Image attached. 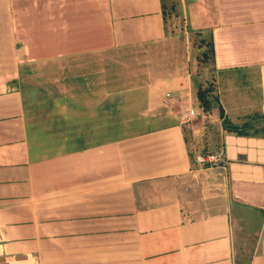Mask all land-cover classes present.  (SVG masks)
I'll list each match as a JSON object with an SVG mask.
<instances>
[{
    "label": "crops",
    "instance_id": "crops-1",
    "mask_svg": "<svg viewBox=\"0 0 264 264\" xmlns=\"http://www.w3.org/2000/svg\"><path fill=\"white\" fill-rule=\"evenodd\" d=\"M0 264H264V0H0Z\"/></svg>",
    "mask_w": 264,
    "mask_h": 264
},
{
    "label": "rangeland",
    "instance_id": "rangeland-1",
    "mask_svg": "<svg viewBox=\"0 0 264 264\" xmlns=\"http://www.w3.org/2000/svg\"><path fill=\"white\" fill-rule=\"evenodd\" d=\"M168 18H169V21H170V23H169L170 31L172 33H174L177 36V38H180V37L184 38V35H185L184 28H183L184 26L180 24L176 10L173 9L171 11V14L168 16ZM195 39H196V37H195ZM193 41H195V40L193 39L192 36H190V48L188 49L189 50V52H188L189 58L194 60L193 57L198 52V55H199L198 57L201 59V55L203 53V50L199 49V51H198V49H196V46H195L196 44L192 43ZM195 51H196V53H195ZM156 55L157 56H160V55L162 56L163 52H160L159 54H156ZM146 60H148V58L144 57L142 53H140L138 55H137V53H132V54H130V56L129 55H122V53L121 54L119 53V55H118V61L120 63V66L128 67L129 71H133L134 67H141L142 64L144 65V62ZM204 65H206V64L205 63H200V67L196 68L195 67V62H194V69L199 70V69H201V67H204ZM139 70H141V69H139ZM136 71H134V73ZM214 87H215L214 83L212 81H210V82L204 83V86L202 88V90H204V89L212 90V92L209 94V99L212 101V103H211L212 107H211V110L209 111V113H216V112L219 111L218 104H217L216 101H214V96H216V93H215L216 89ZM28 94L30 96V94H31L30 89L28 90ZM30 99H31V96H30ZM36 107L39 110L40 114H44L43 116L47 115V112H48L47 108H48V110H49V108H52L51 104L47 103V102L43 103V104H37ZM54 109L55 108H53V110L51 109L50 111L53 112ZM56 110H58V108ZM122 123H125V122H122ZM130 123L134 124V125L130 126V129H132V130H135V128L136 129H140L141 126H143L142 122H140V123L139 122H130ZM248 124H250V123H248ZM121 127L122 126L119 125V128H121ZM137 127H140V128H137ZM127 128H129V127H127ZM47 139L50 140L49 138H47ZM69 144H71L72 147H76L78 144H80V140L72 141Z\"/></svg>",
    "mask_w": 264,
    "mask_h": 264
},
{
    "label": "trees",
    "instance_id": "trees-1",
    "mask_svg": "<svg viewBox=\"0 0 264 264\" xmlns=\"http://www.w3.org/2000/svg\"><path fill=\"white\" fill-rule=\"evenodd\" d=\"M168 8V7H167ZM166 8V9H167ZM165 9V8H164ZM165 9V10H166ZM167 15V13L164 11V15ZM200 43H202L204 46H200L201 48L205 47V50L203 51V59L204 61L210 59L214 55V45L212 41L206 42L205 40H200ZM212 92V90L209 89H200L198 91L197 97L199 100L200 106L204 110H211L212 107V101L209 99V94ZM214 101H217V97H214ZM220 115H223V109L220 107ZM224 127L227 131L235 132L237 134H242V132L245 130V127L232 124L231 122L224 119Z\"/></svg>",
    "mask_w": 264,
    "mask_h": 264
},
{
    "label": "built area",
    "instance_id": "built-area-1",
    "mask_svg": "<svg viewBox=\"0 0 264 264\" xmlns=\"http://www.w3.org/2000/svg\"><path fill=\"white\" fill-rule=\"evenodd\" d=\"M169 98V96H168ZM195 115V110L190 108L180 116L181 121H187L190 117ZM196 161L200 166H212L218 161V156L213 152H200L196 155Z\"/></svg>",
    "mask_w": 264,
    "mask_h": 264
}]
</instances>
